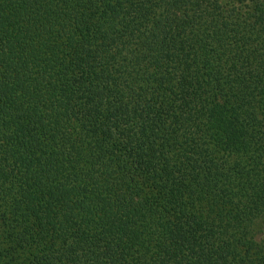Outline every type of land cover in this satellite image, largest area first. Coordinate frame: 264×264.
<instances>
[{
    "label": "trees",
    "instance_id": "trees-1",
    "mask_svg": "<svg viewBox=\"0 0 264 264\" xmlns=\"http://www.w3.org/2000/svg\"><path fill=\"white\" fill-rule=\"evenodd\" d=\"M0 264H264V0H0Z\"/></svg>",
    "mask_w": 264,
    "mask_h": 264
}]
</instances>
